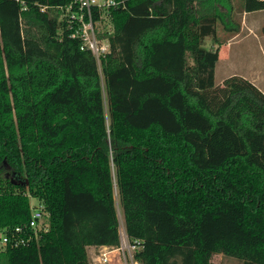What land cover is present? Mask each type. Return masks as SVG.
Here are the masks:
<instances>
[{
	"label": "trees",
	"instance_id": "obj_1",
	"mask_svg": "<svg viewBox=\"0 0 264 264\" xmlns=\"http://www.w3.org/2000/svg\"><path fill=\"white\" fill-rule=\"evenodd\" d=\"M115 1L111 30L91 6L97 57L86 7L0 0V264H92L88 247L120 243L119 208L141 264H264V92L215 80L264 0ZM32 199L48 229L16 231Z\"/></svg>",
	"mask_w": 264,
	"mask_h": 264
},
{
	"label": "rangeland",
	"instance_id": "obj_2",
	"mask_svg": "<svg viewBox=\"0 0 264 264\" xmlns=\"http://www.w3.org/2000/svg\"><path fill=\"white\" fill-rule=\"evenodd\" d=\"M234 7H237L238 0H232ZM106 2V1H103ZM103 11V21L98 24L97 29L103 30L104 28L111 30V23L109 21L110 17L108 15L109 6L106 3ZM219 12L225 14L229 10V6L221 1L218 5ZM237 20L241 22V27L244 26L242 32L238 36H233L228 38L227 32L220 30L218 33L219 37L222 39H227L224 44L220 47V57L216 66V76L215 80L217 84L223 82V80L231 75H248L252 79H257L258 75H262L261 80L258 82L264 83V37L262 39L256 37L254 34H263L264 26V9L244 13H239L237 15ZM226 22L230 24L228 17H226ZM219 28L223 29L222 24H219ZM213 43V37H208L206 39V47L210 48ZM108 50L107 41L101 40L94 44L93 49L97 53V49ZM99 51V50H98ZM244 73V74H243ZM244 75V76H246ZM247 77V76H246ZM116 200L118 196L116 195ZM36 199H32V203L35 204ZM118 202V201H117ZM119 219H120V229H124V218L121 213L120 208L118 209ZM99 248L89 247L88 253L90 255L91 263H94L95 259H98ZM100 253V252H99ZM100 255V254H99ZM114 255V253H112ZM215 264H243L241 260L227 256L222 253L215 254L212 258ZM102 264V263H99ZM109 264H120L114 258L113 262Z\"/></svg>",
	"mask_w": 264,
	"mask_h": 264
},
{
	"label": "built area",
	"instance_id": "obj_3",
	"mask_svg": "<svg viewBox=\"0 0 264 264\" xmlns=\"http://www.w3.org/2000/svg\"><path fill=\"white\" fill-rule=\"evenodd\" d=\"M106 1V2H103ZM74 2L79 4L80 9L86 7L88 10V20H85L83 13L79 15V21L81 23V34L85 40V45H88L93 52L98 57L102 51L99 48L97 49V53L93 49L94 44L97 41H100L97 38V32L95 30V25L92 20L91 15V6L93 4H97L98 6H104L106 3L108 5L115 4V0H74ZM68 9H72V6H69ZM73 17L76 16V13L71 14ZM108 45V44H107ZM99 50V51H98ZM46 212L44 211V206L41 203H35L32 206V216L28 223H25L23 226L16 227V231H22L24 228H33L37 229H48V223L45 222L46 220ZM120 232V243L119 245H100L98 252V263L102 264H109L113 262L114 258L120 264H141L140 260L135 257V252L138 248L141 247V243L139 239L131 240L126 233L125 228L123 230H119ZM8 236L4 235L0 239V247L5 246L8 242ZM27 239L25 238H17L16 243L25 242ZM114 253V255H112ZM100 254V255H99Z\"/></svg>",
	"mask_w": 264,
	"mask_h": 264
},
{
	"label": "crops",
	"instance_id": "obj_4",
	"mask_svg": "<svg viewBox=\"0 0 264 264\" xmlns=\"http://www.w3.org/2000/svg\"><path fill=\"white\" fill-rule=\"evenodd\" d=\"M252 12V11H251ZM246 13H248V12H245V14ZM244 26H242L241 27V29H240V31H239V33L237 34V35H235V36H238L241 32H242V30L244 29L243 28ZM256 37H258V38H260L261 39V37H262V39H263V37H264V33L263 34H261V35H258V34H254ZM217 66V65H216ZM244 74V73H243ZM244 75H246V74H244ZM244 75H241V76H244ZM215 76H216V70H215ZM247 76V77H246ZM246 76H244V77H246V78H248L249 80H251L253 83H255L263 92H264V83H259L258 82V80H261V77H262V75H258V77H257V79H252V78H250L248 75H246ZM263 79H264V76H263ZM90 247H92V246H90ZM88 250H89V247H88ZM91 260V259H90ZM94 263L93 264H99L98 263V261L95 259V254H94Z\"/></svg>",
	"mask_w": 264,
	"mask_h": 264
},
{
	"label": "water",
	"instance_id": "obj_5",
	"mask_svg": "<svg viewBox=\"0 0 264 264\" xmlns=\"http://www.w3.org/2000/svg\"><path fill=\"white\" fill-rule=\"evenodd\" d=\"M16 183H23V181L22 180H19V181H15ZM27 182V181H26Z\"/></svg>",
	"mask_w": 264,
	"mask_h": 264
}]
</instances>
